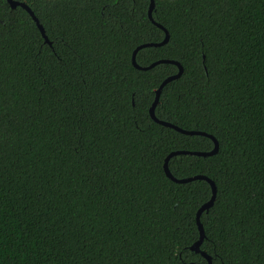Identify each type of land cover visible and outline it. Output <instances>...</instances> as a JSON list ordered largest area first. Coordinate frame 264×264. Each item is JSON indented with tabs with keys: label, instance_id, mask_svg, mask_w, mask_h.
I'll list each match as a JSON object with an SVG mask.
<instances>
[{
	"label": "trees",
	"instance_id": "16d2710c",
	"mask_svg": "<svg viewBox=\"0 0 264 264\" xmlns=\"http://www.w3.org/2000/svg\"><path fill=\"white\" fill-rule=\"evenodd\" d=\"M0 0V264H264V0ZM144 46L132 63L134 49ZM178 53H182L181 58Z\"/></svg>",
	"mask_w": 264,
	"mask_h": 264
},
{
	"label": "water",
	"instance_id": "95a60500",
	"mask_svg": "<svg viewBox=\"0 0 264 264\" xmlns=\"http://www.w3.org/2000/svg\"><path fill=\"white\" fill-rule=\"evenodd\" d=\"M10 6L12 8L16 7L17 5H20L22 6L24 9H26V11L30 14V16L32 17V19L35 21L37 27L39 28L40 32L42 33V35L45 37V40L48 41V39L46 38L45 34H44V29L42 27V25L39 23L37 17L34 15V13L32 12V10L30 9V7L28 5H26L24 2H21L19 0H8ZM153 8V0H150V4H149V10H148V15L150 17V19H152L151 17V10ZM159 27L163 28L164 27L162 25H160L159 23H156ZM165 31V35L168 36V32L166 31V29H164ZM165 43L164 40H162L161 42L159 43H153V42H147V43H143L141 45H138L133 53H132V63L135 67L139 68V69H147V68H150L152 67L153 65H155L156 63L158 62H162V61H167V60H164V59H161V60H158V61H155L153 63H150L149 65H146V66H140L139 64L136 63L135 61V54L137 52V50L141 47H144V46H151V45H160V44H163ZM172 62H175L177 65H178V72L173 74V75H170L168 77H166L165 79H163V81L159 84L158 88L156 89L155 91V98H154V101L152 102L150 108H149V113H150V116L151 118L160 123V124H163V125H166V126H169V127H172L182 133H185V134H204V135H207L209 137L212 138L213 142H214V146L211 150L209 151H190V150H174L172 152H170L167 157L165 158V162H164V165H163V168H164V171L166 173V175L173 181L175 182H187V181H190V180H193V179H197V178H201V179H205L206 181H208V183L210 184V187H211V196L210 198L205 202L203 203L199 209L197 210V213H196V222H197V225H198V230H199V238L198 240L193 243L190 248L194 251H198L201 253L202 256H204L206 259H207V262L208 264H211V258L208 254H206L204 251L200 250L199 248V245L204 237V230H203V227L200 223V214L203 212V211H206L208 210V208L212 205L213 201H214V198H215V193H216V186L213 182V180H211L209 177L205 176V175H193V176H188V177H182V178H177L175 176H173L169 169H168V166H167V162H168V159L169 157H171L172 155H176V154H182V153H186V154H195V155H201V156H206V155H211V154H214L217 149H218V144H217V141L216 139L210 135V134H207V133H204V132H201V131H196V130H185V129H182L180 127H178L177 125H174L168 121H164V120H161V119H158L156 116H155V113H154V109H155V105L158 101V97H159V94H160V91L162 89V87L167 83L169 82L170 80L174 79V78H177L181 72H182V67L181 65L176 62V61H172Z\"/></svg>",
	"mask_w": 264,
	"mask_h": 264
},
{
	"label": "snow or ice",
	"instance_id": "6c2138e0",
	"mask_svg": "<svg viewBox=\"0 0 264 264\" xmlns=\"http://www.w3.org/2000/svg\"><path fill=\"white\" fill-rule=\"evenodd\" d=\"M161 39L164 40L165 43H167V41H168V39H170V37H168L167 35H165V36H163ZM178 55H180L181 58H182V56H183L182 53H178Z\"/></svg>",
	"mask_w": 264,
	"mask_h": 264
}]
</instances>
